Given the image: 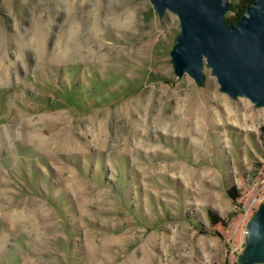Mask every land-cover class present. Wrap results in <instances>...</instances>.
Masks as SVG:
<instances>
[{
	"label": "rangeland",
	"instance_id": "1",
	"mask_svg": "<svg viewBox=\"0 0 264 264\" xmlns=\"http://www.w3.org/2000/svg\"><path fill=\"white\" fill-rule=\"evenodd\" d=\"M79 2L0 0V264H239L264 108L176 75L175 14L73 27L106 7Z\"/></svg>",
	"mask_w": 264,
	"mask_h": 264
},
{
	"label": "water",
	"instance_id": "2",
	"mask_svg": "<svg viewBox=\"0 0 264 264\" xmlns=\"http://www.w3.org/2000/svg\"><path fill=\"white\" fill-rule=\"evenodd\" d=\"M157 15L175 14L181 32L171 52L178 77L189 75L199 87L205 68L231 99L246 98L264 108V0H255L229 25L230 0H149ZM239 264H264V203L247 225Z\"/></svg>",
	"mask_w": 264,
	"mask_h": 264
},
{
	"label": "bare ground",
	"instance_id": "3",
	"mask_svg": "<svg viewBox=\"0 0 264 264\" xmlns=\"http://www.w3.org/2000/svg\"><path fill=\"white\" fill-rule=\"evenodd\" d=\"M111 1L110 0H100V4L102 2H105L106 7L103 10L101 8H97L96 14H94V17L92 19H91V13L90 12L84 13V15L82 16V18L80 20L77 19V16H74L73 27H95L96 30L98 29V27H108L111 24L116 26V27H119L122 30L133 27L135 24L133 7H131L129 5L130 7L122 9L120 4L113 7L111 4ZM131 1H133V0H129V2H131ZM85 2H86V0H80V2H79V10L80 11H81V8L83 6H85V4H86ZM123 4H125V3H123ZM104 10H105V12H104ZM102 16L105 17L104 21H102ZM79 22H80V24H81V22H85V25L80 26ZM96 51H94V54L101 53V51H97V52ZM105 53L107 54L108 52H105Z\"/></svg>",
	"mask_w": 264,
	"mask_h": 264
},
{
	"label": "trees",
	"instance_id": "4",
	"mask_svg": "<svg viewBox=\"0 0 264 264\" xmlns=\"http://www.w3.org/2000/svg\"><path fill=\"white\" fill-rule=\"evenodd\" d=\"M230 1H231V5L233 7V9L231 11L233 15L227 16V21H228L229 25L235 23L236 20L243 15V13L245 12V10L255 0H230ZM262 131L264 132V128H262ZM229 196L233 199V201L235 203H237V201H238V199L240 197L235 188H232L229 191ZM210 219H211V223L215 227L218 226L219 224H223V220H221L220 218H218L213 213L210 214Z\"/></svg>",
	"mask_w": 264,
	"mask_h": 264
}]
</instances>
